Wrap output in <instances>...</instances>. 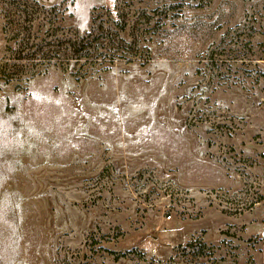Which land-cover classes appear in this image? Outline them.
Here are the masks:
<instances>
[{
	"label": "rangeland",
	"instance_id": "374dc122",
	"mask_svg": "<svg viewBox=\"0 0 264 264\" xmlns=\"http://www.w3.org/2000/svg\"><path fill=\"white\" fill-rule=\"evenodd\" d=\"M35 1L154 29L79 81L0 75V264H264V0Z\"/></svg>",
	"mask_w": 264,
	"mask_h": 264
},
{
	"label": "trees",
	"instance_id": "16d2710c",
	"mask_svg": "<svg viewBox=\"0 0 264 264\" xmlns=\"http://www.w3.org/2000/svg\"><path fill=\"white\" fill-rule=\"evenodd\" d=\"M0 1V14L4 20L2 31L6 40L0 67L4 83L13 79L10 75L16 68L21 76L34 77L47 72L49 67L59 68L79 81L107 71L118 60L130 63L138 57L141 49L149 54L147 44L141 47V43L147 42L146 35L154 29L153 25L145 24L146 28H143L142 24L141 33L132 32L127 40L121 34L129 20H93L90 29L81 34L72 28H64L55 12L54 18L42 14L44 11L39 12L44 8L35 0ZM194 247L195 240L191 239L177 249L198 257L200 252L195 253ZM141 258L143 262L147 261L145 256Z\"/></svg>",
	"mask_w": 264,
	"mask_h": 264
}]
</instances>
